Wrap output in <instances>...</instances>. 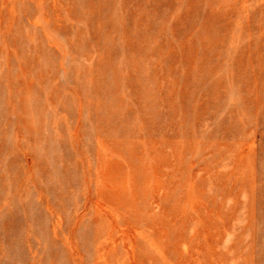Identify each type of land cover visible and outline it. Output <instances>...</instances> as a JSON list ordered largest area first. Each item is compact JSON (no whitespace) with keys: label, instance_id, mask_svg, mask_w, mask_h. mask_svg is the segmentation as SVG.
<instances>
[{"label":"rangeland","instance_id":"374dc122","mask_svg":"<svg viewBox=\"0 0 264 264\" xmlns=\"http://www.w3.org/2000/svg\"><path fill=\"white\" fill-rule=\"evenodd\" d=\"M0 264H264V0H0Z\"/></svg>","mask_w":264,"mask_h":264}]
</instances>
